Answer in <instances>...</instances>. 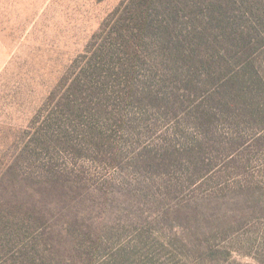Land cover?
<instances>
[{
    "label": "trees",
    "instance_id": "trees-1",
    "mask_svg": "<svg viewBox=\"0 0 264 264\" xmlns=\"http://www.w3.org/2000/svg\"><path fill=\"white\" fill-rule=\"evenodd\" d=\"M256 1L124 0L108 14L33 116L0 183V264H180L177 252L186 251L195 264L228 261L227 246L190 236L166 245L152 239L149 226L117 247L107 244V220L80 206L79 191L92 186L78 164L95 158L143 165L168 176L160 190L175 198L185 188L173 181L174 171L195 185L233 166L248 170L252 149L264 157V76L256 65L264 44L255 52L264 38L254 22ZM23 161L27 169L20 171ZM238 187L257 200V216L264 209L258 181ZM186 206L178 202L163 220L205 219ZM224 220L223 229L241 222Z\"/></svg>",
    "mask_w": 264,
    "mask_h": 264
},
{
    "label": "rangeland",
    "instance_id": "rangeland-1",
    "mask_svg": "<svg viewBox=\"0 0 264 264\" xmlns=\"http://www.w3.org/2000/svg\"><path fill=\"white\" fill-rule=\"evenodd\" d=\"M123 1L0 0V183L29 137L35 113L73 60L84 52L108 14ZM238 6H242L240 1ZM254 13L253 16H257L254 22H261L259 35L264 38V0L256 1ZM263 44L257 43L256 53ZM256 65L264 76V55L256 59ZM251 151V162L246 164L248 170L233 166L229 173L222 172L211 180L199 177L196 184L202 182L204 187L196 191L189 189L196 184L189 182L187 186L188 177L174 171L171 173L173 181L180 179L185 188L175 198L160 190L168 179L166 175H155L143 165L138 168L126 160L113 166L106 160L87 158L78 166L85 174H91L89 186L92 188L79 191L83 196L80 206L87 208L84 212H92L94 218L107 220L102 225L110 230L105 233L107 244L116 247L133 239L136 230L149 226L152 239L160 238L166 245L174 237L190 236L189 241L194 242L198 238L204 245L210 240L220 250L226 246L230 249L225 264H260L257 256L264 257V209L255 216L252 211L257 209V200L249 195L248 198L245 190L238 187V183L248 179L258 181L257 191L264 192V157L261 150ZM213 166L221 169L220 165ZM26 169V161L21 162L20 171ZM224 183L232 185L221 189ZM4 184H0V192ZM128 191L129 196H125ZM256 196L264 208V200H261L264 195ZM178 202L187 205L190 212L197 209L203 212L205 219L194 214L187 223L175 219L176 216L164 221L165 212L173 210ZM223 218L241 220L244 225L239 223L223 229L225 224L218 225L225 223ZM219 228L220 234H215ZM177 255L180 264H195L187 251L177 252Z\"/></svg>",
    "mask_w": 264,
    "mask_h": 264
}]
</instances>
